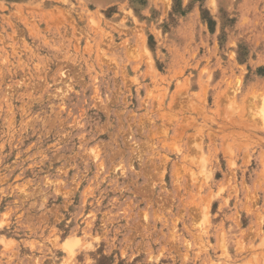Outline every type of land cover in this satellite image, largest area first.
Masks as SVG:
<instances>
[{
    "label": "rangeland",
    "instance_id": "374dc122",
    "mask_svg": "<svg viewBox=\"0 0 264 264\" xmlns=\"http://www.w3.org/2000/svg\"><path fill=\"white\" fill-rule=\"evenodd\" d=\"M0 264H264V0H0Z\"/></svg>",
    "mask_w": 264,
    "mask_h": 264
}]
</instances>
